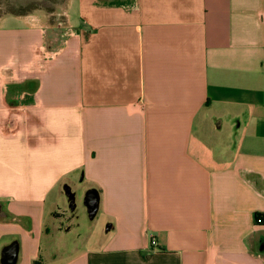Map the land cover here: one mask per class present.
Returning a JSON list of instances; mask_svg holds the SVG:
<instances>
[{
    "label": "crops",
    "instance_id": "0c3cea01",
    "mask_svg": "<svg viewBox=\"0 0 264 264\" xmlns=\"http://www.w3.org/2000/svg\"><path fill=\"white\" fill-rule=\"evenodd\" d=\"M65 19L58 38L40 10L0 13V251L264 264V0H69Z\"/></svg>",
    "mask_w": 264,
    "mask_h": 264
},
{
    "label": "rangeland",
    "instance_id": "374dc122",
    "mask_svg": "<svg viewBox=\"0 0 264 264\" xmlns=\"http://www.w3.org/2000/svg\"><path fill=\"white\" fill-rule=\"evenodd\" d=\"M69 0H0V13L7 11L29 12L42 11L47 19L50 29L58 38L65 31L66 5Z\"/></svg>",
    "mask_w": 264,
    "mask_h": 264
},
{
    "label": "water",
    "instance_id": "95a60500",
    "mask_svg": "<svg viewBox=\"0 0 264 264\" xmlns=\"http://www.w3.org/2000/svg\"><path fill=\"white\" fill-rule=\"evenodd\" d=\"M63 191L67 199L68 209L70 212H73L76 209V195L68 186H64ZM82 205L85 208L87 218L89 220L94 219L99 208L98 193L93 189L87 191L82 199ZM18 251L19 246L16 241L4 246L0 251V264H16Z\"/></svg>",
    "mask_w": 264,
    "mask_h": 264
},
{
    "label": "built area",
    "instance_id": "2783aa9c",
    "mask_svg": "<svg viewBox=\"0 0 264 264\" xmlns=\"http://www.w3.org/2000/svg\"><path fill=\"white\" fill-rule=\"evenodd\" d=\"M257 222H258V223H262L261 218H258V219H257ZM150 244H151L152 246L156 245L155 240L152 239V240L150 241Z\"/></svg>",
    "mask_w": 264,
    "mask_h": 264
},
{
    "label": "trees",
    "instance_id": "16d2710c",
    "mask_svg": "<svg viewBox=\"0 0 264 264\" xmlns=\"http://www.w3.org/2000/svg\"><path fill=\"white\" fill-rule=\"evenodd\" d=\"M255 218H256V220H257V219H258V218H260V217H259V215H256V217H255Z\"/></svg>",
    "mask_w": 264,
    "mask_h": 264
},
{
    "label": "flooded vegetation",
    "instance_id": "af4514ba",
    "mask_svg": "<svg viewBox=\"0 0 264 264\" xmlns=\"http://www.w3.org/2000/svg\"><path fill=\"white\" fill-rule=\"evenodd\" d=\"M76 209H77V208H76ZM76 209H75L73 212H71V213H72V215H73V213H75Z\"/></svg>",
    "mask_w": 264,
    "mask_h": 264
}]
</instances>
